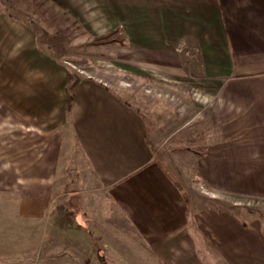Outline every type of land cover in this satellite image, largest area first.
Returning <instances> with one entry per match:
<instances>
[{
    "label": "crops",
    "instance_id": "0c3cea01",
    "mask_svg": "<svg viewBox=\"0 0 264 264\" xmlns=\"http://www.w3.org/2000/svg\"><path fill=\"white\" fill-rule=\"evenodd\" d=\"M44 1L93 37L118 31L101 47L124 94L72 77L0 0V120L13 152L44 153L0 163V264H264V223L194 209L156 154L181 134L202 146L196 180L264 198V0ZM73 158L90 188L55 192Z\"/></svg>",
    "mask_w": 264,
    "mask_h": 264
},
{
    "label": "rangeland",
    "instance_id": "374dc122",
    "mask_svg": "<svg viewBox=\"0 0 264 264\" xmlns=\"http://www.w3.org/2000/svg\"><path fill=\"white\" fill-rule=\"evenodd\" d=\"M3 2L5 10L36 31L40 48L48 52L55 61L67 65L72 77L91 76L106 80L113 89L124 94L118 88L124 87L125 77L123 71L118 70L113 63L117 59L115 50L111 48L109 50L107 46L101 47L108 43H101L98 36L93 37L87 34L81 24L76 23L59 8L50 7L44 0H3ZM141 88L144 89V87ZM12 127V121L0 120V163L7 162L8 165L12 159L23 160L27 156L39 159V154L43 157L44 153L37 150V146L36 150L30 153L23 151V146L20 153L13 152L11 134L14 128ZM182 139L184 138L181 134L169 137L158 147L156 154L169 166L168 170L181 184L191 206L196 210L202 207L226 208L244 218L250 217L264 223L263 197L214 191L208 189L202 181L196 180L192 167L187 166V158L191 154L188 152L190 149L202 148L199 146L201 143L192 144L187 139ZM41 146L38 148L40 149ZM173 149H175L174 152ZM87 170L80 158L67 161L61 178L66 180L67 184L65 188L64 184L55 185L54 191L70 193L90 188L91 185L85 182L80 183L85 173L87 174ZM10 171L11 168L0 166V193L5 194L7 187H11L8 177Z\"/></svg>",
    "mask_w": 264,
    "mask_h": 264
},
{
    "label": "trees",
    "instance_id": "16d2710c",
    "mask_svg": "<svg viewBox=\"0 0 264 264\" xmlns=\"http://www.w3.org/2000/svg\"><path fill=\"white\" fill-rule=\"evenodd\" d=\"M118 33L117 30L111 31L105 35H102L99 38L101 43H109V42H121V39L116 35Z\"/></svg>",
    "mask_w": 264,
    "mask_h": 264
}]
</instances>
